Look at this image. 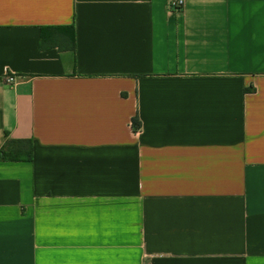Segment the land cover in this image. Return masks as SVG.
<instances>
[{
  "label": "crops",
  "instance_id": "1",
  "mask_svg": "<svg viewBox=\"0 0 264 264\" xmlns=\"http://www.w3.org/2000/svg\"><path fill=\"white\" fill-rule=\"evenodd\" d=\"M172 1L0 0V264H264V0Z\"/></svg>",
  "mask_w": 264,
  "mask_h": 264
},
{
  "label": "trees",
  "instance_id": "2",
  "mask_svg": "<svg viewBox=\"0 0 264 264\" xmlns=\"http://www.w3.org/2000/svg\"><path fill=\"white\" fill-rule=\"evenodd\" d=\"M74 32V27H71ZM55 29L59 32V28H48ZM46 28L41 29V44L40 48L46 49L48 45L51 44V40L46 39L45 31ZM73 48H74V39H73ZM135 126L139 127L137 120L135 121ZM29 144V150L26 151L23 144ZM0 160L5 161H30L31 160V151H30V142L29 141H21V140H12L6 141L4 146L0 150Z\"/></svg>",
  "mask_w": 264,
  "mask_h": 264
},
{
  "label": "built area",
  "instance_id": "3",
  "mask_svg": "<svg viewBox=\"0 0 264 264\" xmlns=\"http://www.w3.org/2000/svg\"><path fill=\"white\" fill-rule=\"evenodd\" d=\"M184 2L182 0H175L170 2V9L174 12H180L183 9ZM7 82L10 84H13L15 82V77L12 75H7ZM136 130V134H140V128L137 126H134Z\"/></svg>",
  "mask_w": 264,
  "mask_h": 264
}]
</instances>
